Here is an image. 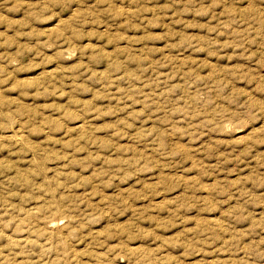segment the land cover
I'll return each instance as SVG.
<instances>
[{"label":"rangeland","instance_id":"1","mask_svg":"<svg viewBox=\"0 0 264 264\" xmlns=\"http://www.w3.org/2000/svg\"><path fill=\"white\" fill-rule=\"evenodd\" d=\"M0 264H264V0H0Z\"/></svg>","mask_w":264,"mask_h":264},{"label":"bare ground","instance_id":"2","mask_svg":"<svg viewBox=\"0 0 264 264\" xmlns=\"http://www.w3.org/2000/svg\"><path fill=\"white\" fill-rule=\"evenodd\" d=\"M80 126H81V125H80ZM82 126H83V124H82ZM81 129H82V128H81ZM56 223H57V222H56ZM50 227H51V226H50ZM52 227H53V226H52ZM52 227H51V228H52Z\"/></svg>","mask_w":264,"mask_h":264}]
</instances>
